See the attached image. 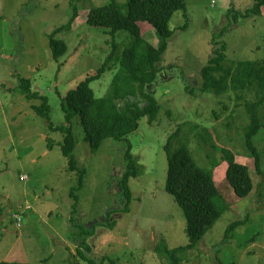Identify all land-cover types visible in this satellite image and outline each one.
<instances>
[{
  "label": "rangeland",
  "instance_id": "1",
  "mask_svg": "<svg viewBox=\"0 0 264 264\" xmlns=\"http://www.w3.org/2000/svg\"><path fill=\"white\" fill-rule=\"evenodd\" d=\"M109 1L0 0V262L173 264L171 250L188 243L183 213L165 191L164 146L178 131L174 148L187 145L223 197L215 201L219 219L194 249L181 255L179 264H264V105L259 108L262 128L253 139L263 155L258 172L242 137L248 124L245 105L254 101L253 95L237 100L232 91L215 96L197 89L215 38L225 47L224 65L264 61V7L259 15L227 25L230 10L243 12L253 0H185L188 22L181 11L171 17L161 72L149 86L160 105L156 120L149 124L147 117L141 118L126 141L105 139L91 153L74 117L73 156L84 175L73 212L69 194L77 187L78 174L68 171L61 153L63 135L35 113L41 100L26 99L19 82L29 79L31 91L48 99L53 125L65 124L61 98L94 76L111 52L110 30L86 23L92 8ZM116 1L125 13L128 0ZM140 28L142 38L157 47L155 30L146 23ZM50 38L68 47L58 60L52 59ZM130 40L127 31L114 36L118 49ZM118 68L112 62L110 70L89 84L97 98L108 93ZM128 145L140 174L128 181L131 197L128 212H123L126 201L118 183L126 171ZM223 150L249 170L253 190L245 198L235 195L226 180Z\"/></svg>",
  "mask_w": 264,
  "mask_h": 264
},
{
  "label": "trees",
  "instance_id": "2",
  "mask_svg": "<svg viewBox=\"0 0 264 264\" xmlns=\"http://www.w3.org/2000/svg\"><path fill=\"white\" fill-rule=\"evenodd\" d=\"M263 7L264 0H253L252 6L243 12H236L232 9L227 15L229 20L227 25L236 23L240 17L259 15ZM185 10V0H128L125 13L122 12V7L116 0H110L102 6L92 8L88 12L86 23L92 28L110 30L107 34H110L112 38L111 52L94 76L81 82L61 98L65 120L63 125H53L48 115L50 111L48 99L38 92L31 91L29 79L20 78L19 91L21 94L28 100L40 99L42 102L39 107L33 108L35 113L46 119L51 131L60 132L63 135L61 153L68 161V171L78 174L77 187L73 188L69 194L75 202L73 212L77 205L76 191L83 186L84 170L77 167L73 156L76 143L71 130V121L74 117L79 118L91 153L98 151L105 139L126 141L127 137L138 129L139 120L143 117H147L148 123L152 124L156 120L160 105L149 92V86L156 81L161 72L159 63L167 50L168 40L172 36L168 26L169 21L175 12L181 11L187 23ZM73 20L74 17L71 18L68 26ZM140 23H146L155 30L159 41L157 47L142 38ZM118 31H127L131 35L130 42L123 49H118L114 41V36ZM49 47L53 60L60 59L68 50L64 41L53 38H50ZM212 48L210 59L200 71V85L197 89L200 93H210L215 96L232 91L237 100L247 97L248 94L253 95L254 101L245 105L248 124L243 130L242 137L247 154L255 161L256 171L261 172L263 155L253 139L262 128L259 108L264 105V61H231L229 65H224L225 47L222 42L219 43L216 38L213 39ZM119 50H121L120 53ZM114 61L117 62L119 68L114 75L110 89L104 97L97 98L89 84L105 71L110 70L111 63ZM177 134L178 131L172 134L164 146L167 155L165 191L173 197L183 213L188 243L171 250L170 255L176 257L172 261L173 264H179L181 255L194 249L213 227L221 215V210L215 201L223 198L213 176L195 163L187 145L180 144L174 148ZM222 152L224 160H227L225 177L229 186L238 197H247L253 190V181L247 166L235 162L231 151L223 150ZM124 160L126 171L121 176L118 186L126 201L122 211L128 212L131 197L128 181L140 174L138 158L131 154L129 145ZM1 213L2 208L0 207ZM237 224L234 223L229 227L227 237L230 230ZM78 251L81 253L80 250ZM87 261L89 264H95L91 259ZM0 264L24 263L0 262Z\"/></svg>",
  "mask_w": 264,
  "mask_h": 264
}]
</instances>
